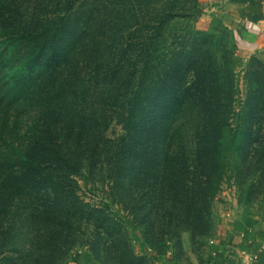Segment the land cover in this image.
<instances>
[{"label": "trees", "instance_id": "16d2710c", "mask_svg": "<svg viewBox=\"0 0 264 264\" xmlns=\"http://www.w3.org/2000/svg\"><path fill=\"white\" fill-rule=\"evenodd\" d=\"M184 1L0 0V264L81 246L124 264L129 225L111 204L162 236L206 194L199 126L212 143L229 119L235 58L169 41L197 10Z\"/></svg>", "mask_w": 264, "mask_h": 264}, {"label": "rangeland", "instance_id": "374dc122", "mask_svg": "<svg viewBox=\"0 0 264 264\" xmlns=\"http://www.w3.org/2000/svg\"><path fill=\"white\" fill-rule=\"evenodd\" d=\"M196 2L197 10L191 12V17L172 21L167 35L171 42L204 44L210 63L215 62V57L222 63L235 58L234 74L229 78L232 80L229 119L214 133L217 137L212 143L205 134L206 123L201 120L200 180L208 189L187 212L171 215L167 234L146 235L144 226L134 222L132 205L124 210L120 204H111L117 217L125 218L129 225L131 254H127L124 264H212L217 237L230 216L236 215L248 222L264 220V60L247 43L251 36L248 28L229 21L223 9L225 0ZM211 155H219L223 164V179L218 185L213 183V178L207 181L208 173L215 167ZM95 193L87 187L84 189L87 197ZM96 195L109 202L111 191L101 190ZM74 253L87 254L96 264H121L116 250L92 252L87 246L75 248L58 264H70ZM3 264L43 262L26 256Z\"/></svg>", "mask_w": 264, "mask_h": 264}, {"label": "crops", "instance_id": "0c3cea01", "mask_svg": "<svg viewBox=\"0 0 264 264\" xmlns=\"http://www.w3.org/2000/svg\"><path fill=\"white\" fill-rule=\"evenodd\" d=\"M223 9L229 21L247 27V43L264 60V0H225ZM87 254L78 253L70 264H96ZM212 264H264V220L248 222L230 216L217 237Z\"/></svg>", "mask_w": 264, "mask_h": 264}]
</instances>
